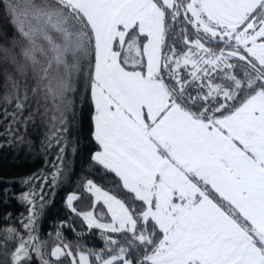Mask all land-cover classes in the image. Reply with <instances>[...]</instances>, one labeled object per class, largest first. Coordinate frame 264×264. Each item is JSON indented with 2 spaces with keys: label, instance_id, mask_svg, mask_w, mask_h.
Masks as SVG:
<instances>
[{
  "label": "snow or ice",
  "instance_id": "snow-or-ice-1",
  "mask_svg": "<svg viewBox=\"0 0 264 264\" xmlns=\"http://www.w3.org/2000/svg\"><path fill=\"white\" fill-rule=\"evenodd\" d=\"M0 149V264H264V0H0Z\"/></svg>",
  "mask_w": 264,
  "mask_h": 264
},
{
  "label": "trees",
  "instance_id": "trees-1",
  "mask_svg": "<svg viewBox=\"0 0 264 264\" xmlns=\"http://www.w3.org/2000/svg\"><path fill=\"white\" fill-rule=\"evenodd\" d=\"M88 105L83 106L82 116L85 127L89 122L88 120ZM79 157H77V175H79ZM42 159L36 156L26 155L24 152H14L8 149H0V177H11L19 176L32 171H36L42 166ZM76 177H73L75 180ZM74 187L73 185H64L61 189H58L56 194L51 197V203L45 209V215L41 221V229L44 232H47L48 229L52 226L53 222L57 219L64 218L65 210L63 199L67 194V191H71ZM10 208H13L15 211L22 210L20 205L12 202L9 205ZM2 209V206H0ZM65 234L71 237V232L68 229H65Z\"/></svg>",
  "mask_w": 264,
  "mask_h": 264
}]
</instances>
